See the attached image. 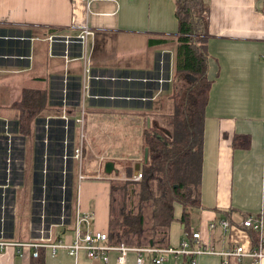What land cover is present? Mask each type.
Returning <instances> with one entry per match:
<instances>
[{
	"label": "crops",
	"instance_id": "obj_1",
	"mask_svg": "<svg viewBox=\"0 0 264 264\" xmlns=\"http://www.w3.org/2000/svg\"><path fill=\"white\" fill-rule=\"evenodd\" d=\"M88 2L87 5L84 0H0V39L20 41L12 43L14 50L0 51V57L4 59L0 63V72H4L0 77L14 76L12 84L19 88L20 94L26 86L48 90L49 79L54 74L63 75L65 79L68 75L80 76L82 101L87 110L85 118L88 113L89 120L93 122L111 120L116 116L134 120L144 118L145 114L152 112L156 97L166 96L177 78L192 81L186 77L189 74H181L173 80L178 35L175 0ZM204 3L208 20L206 75L211 85L204 114L200 206L191 210L188 222L184 224L179 220L181 206L175 205L176 219L170 227L168 246H177L188 232L194 230L199 231L202 240L216 251H224L237 244L249 248L254 245L256 234L243 228L242 220L248 215L260 214L264 230V0H204ZM84 28L92 34L82 46L81 57L54 54V47L60 42L51 38H74ZM19 30L29 31V37L8 36ZM26 46L28 55H25L26 50L12 55V51L17 54ZM157 56L161 69L163 60L168 57L170 81H153L157 88L146 107L123 106L116 101L110 105L96 102L91 97L93 78L88 82L89 89H83L86 65H89L91 75L100 78L113 76L106 71L153 72ZM116 79L121 78L116 76ZM111 93L115 94V91ZM114 97L110 96L111 99ZM10 114L13 113L8 110L0 117L7 119ZM107 114L110 116H105ZM73 115L74 118L78 115V109ZM92 125L95 124L90 121L86 124L87 141L90 131H94ZM94 132L104 137L107 134V130ZM20 149L26 152V146ZM108 154L105 152L107 160L116 156L115 153ZM115 160L121 159L116 157ZM117 161L114 162L115 168L118 167ZM99 176L84 178L75 191L74 203L79 210L94 215L90 222L80 224L82 231L108 232L109 190L113 178ZM32 190L33 186L21 197L23 203L28 202L24 205L28 210V232L17 231L14 223L12 235L3 238L4 241L24 243L37 237L33 226ZM40 198L38 195L37 199ZM14 200L16 215L21 207L23 212V205L17 201V194ZM222 219L230 223L226 232L217 223ZM211 222L217 223L213 230L209 229ZM74 226L72 216L70 224L54 226L52 234L60 233L56 240L71 242ZM32 252L33 249L21 251L15 245L9 246L0 251V264H117L115 251L109 253L107 262L89 259L84 252L73 257L65 249H58L53 255L49 248H40L37 257ZM194 258L195 264H251L246 257L240 262L229 257L227 263L222 256L215 254H200ZM125 264H137L136 254L129 252ZM143 264L155 263L147 258ZM158 264L193 263L190 256L180 255Z\"/></svg>",
	"mask_w": 264,
	"mask_h": 264
},
{
	"label": "trees",
	"instance_id": "obj_2",
	"mask_svg": "<svg viewBox=\"0 0 264 264\" xmlns=\"http://www.w3.org/2000/svg\"><path fill=\"white\" fill-rule=\"evenodd\" d=\"M175 6L178 35L174 50L173 77L189 74L194 79L186 82L181 93H173L171 109L165 114L162 123L154 120L152 125H146L142 129L141 144L143 149L148 150V154L146 162H143V158L141 160V179L137 181L133 179L135 164L127 161L122 166L120 164L124 177L110 180L107 234L111 244L147 247L150 246L151 241L154 247H166L171 224L176 219L175 205L181 206L179 220L184 224H187L191 210L200 206L204 114L211 85L206 75L207 7L204 0H175ZM12 33L14 34L8 36L29 37V31L19 30ZM19 42L14 39H0V51L5 49L8 52V48L14 50L12 43ZM59 42L54 47V54L81 57V44L74 41L66 45L61 38ZM24 43L27 42L24 41ZM26 49L27 46L20 52L17 51V54H15L16 51H12V55H19L18 53H23ZM167 58L166 56L163 60L164 66L161 69L160 59L157 56L153 72L116 70L106 71L115 77L114 80L93 78L91 95L97 96L93 99L104 105H110L116 101L118 105L146 107L150 103L149 97H152L157 88V84L153 81L160 76L170 78V65ZM2 62L4 59L0 57V63ZM116 76L121 79L117 80ZM112 90L115 94L111 93ZM64 95L68 104L70 129L67 151L70 152L77 141V128L73 123V114L82 100L80 76L68 75L65 79L63 75L54 74L49 79V87L46 91L38 87H24L19 99L15 100L12 106L17 112V118L8 119V131L4 130V119H0V231L3 232L4 239L12 235L14 227V216L3 209L7 202L6 195L9 191L15 193L16 188L13 186L15 183L22 185L24 174V170L18 171L15 165L12 168L10 166L9 186L2 190L7 179L8 167L5 162L7 151L10 148L13 157L21 155L25 158L21 149L16 148L15 144L9 147L4 139L10 135L11 138H20L26 143V137L32 136L37 122L42 126L47 121L48 131L46 146L43 143L39 146L32 145V196L35 200L36 196L40 195L42 186H45L42 192L46 201V222H58L62 196L59 189L60 173L66 150L64 147L66 134L63 129L64 120L59 115H43L47 108L61 109ZM110 96L115 97L111 99ZM35 139L41 141L42 133L37 134L35 130L33 140ZM44 161L47 172L45 178L42 173ZM44 180L45 184H43ZM65 181L67 182L66 206L70 208L66 224H70L76 191L73 170Z\"/></svg>",
	"mask_w": 264,
	"mask_h": 264
},
{
	"label": "built area",
	"instance_id": "obj_3",
	"mask_svg": "<svg viewBox=\"0 0 264 264\" xmlns=\"http://www.w3.org/2000/svg\"><path fill=\"white\" fill-rule=\"evenodd\" d=\"M86 4L88 5V0H84ZM92 32L88 30L87 28H84L80 35L75 37L76 39H71V37L66 36L63 37L62 40L65 44L71 43L76 41L77 43L81 44V46H84L86 44L87 37L91 35ZM62 37V36H61ZM54 42L58 41V37L51 38ZM84 82H83V88L84 90H88V82L90 78H100L98 76L91 75V69L89 65H86L84 67ZM146 81V79H143ZM160 83L163 82V79H156ZM170 81V78L167 79L166 82ZM144 99V98H143ZM66 100L65 98L62 99V114L59 115L60 118H62L65 121V138H64V145L67 146L68 144V132L70 128V124L68 121L69 116L66 113ZM84 117H85V107L83 104V101L81 100V103L78 108V115L73 118V123L75 124L77 128V141L73 147V153L71 157L74 159L76 164V181L77 186L80 181L84 180V178L88 176L97 177L99 175H86L85 173H82V161H83V149H84V142H85V129H84ZM4 119V129L5 131H8V125L9 122L5 118ZM47 128V126L45 127ZM4 141L7 142V145L9 147L13 142H15V147L20 149L23 147V142L19 139H13L10 135L4 139ZM44 144H47V139H44ZM70 156L65 154L63 155V160H67ZM23 156H15L13 157V153L10 150V148L7 151V158L5 159L6 165L8 169L7 172V179L6 184L2 186V190L4 191L9 186V176H10V162L13 161L17 166H19L20 162L22 163ZM65 175V172H64ZM142 177L140 170L137 172V174H134L133 179L134 180H140ZM66 181L64 180L62 184L60 185V189L63 192V197H65L66 192ZM15 188H17V184L13 185ZM4 195V193H3ZM9 194L6 195L7 202L6 205L3 206V209H6V211L11 212L14 211L15 213V207H14V200L12 202V205L9 204ZM65 199L61 201V213L58 218L57 223H49L46 222V217L44 213H41L39 215L40 223L36 224L35 232L37 234V237L32 239L31 241L24 242V243H10L7 241H4L2 236L3 232L0 231V251L7 249L9 246L15 245L20 248V250L24 249H33L32 255L34 257L38 256V251L40 248H49L51 251V254L55 255L56 251L58 249H65L66 252L73 256L77 257L80 252H84L85 255L89 259L93 260H102L104 262L108 261L109 253L111 251L117 252L116 256V263L117 264H125L126 258L129 254V252H133L136 254V263L137 264H143L145 263L146 259H150L152 263L158 264L160 262H163L164 260H167L170 257H177L180 255H187L191 257V262L193 264L196 263L195 256L200 254H215L222 256L224 258V262L227 263V259L229 257H234L237 261H241L242 258L246 257L249 258L251 264H262V261L264 260V230L262 227V216L260 214L258 215H248L246 216L242 222L241 225L245 229L253 230L256 234L255 237V243L253 246L246 248L242 244H237L230 249L224 251H216L214 247L208 243H205L202 240L201 233L199 231H191L188 232L186 236H184L179 244L177 246H166V247H154V246H147V247H131L126 246L124 244L116 245L109 243V238L107 232L102 231H82L80 224L81 223H88L91 220H93L94 215L93 213H83L79 210L77 204L73 206V219H74V238L71 242H63L61 240H56V235L52 234V228L55 226H64L68 225L66 224V220L68 218V215L70 213V210L67 214L66 207H65ZM72 212V210H71ZM218 225L221 226L223 231H227L230 227V223L226 219L219 220L217 222ZM216 222H211L209 224V229L213 230L216 225Z\"/></svg>",
	"mask_w": 264,
	"mask_h": 264
},
{
	"label": "rangeland",
	"instance_id": "obj_4",
	"mask_svg": "<svg viewBox=\"0 0 264 264\" xmlns=\"http://www.w3.org/2000/svg\"><path fill=\"white\" fill-rule=\"evenodd\" d=\"M2 73L4 72H0V75H3ZM13 77L14 76L2 77V78L0 77V110H1L0 116H2V114L4 113L7 114L8 110H11V112L13 113V114L8 115L10 118H7V119L17 118V112L12 108V106L15 100L19 98L20 94H19V88L12 84V82L14 81ZM101 77L108 78L107 75L101 76ZM177 77L178 76L173 77V80ZM162 79L165 80V78H162ZM186 82H187V79L185 78H177L166 96L156 97L155 100L157 101L153 102L152 112L145 114L144 118H139V119L134 120V119L121 118V117L119 118L116 116V118H113L111 120L98 119L99 120L98 122H93L89 120L90 115L88 113H87V119L85 118L86 112H87V110L85 109L84 129H87L86 124L90 121L91 124L92 123L95 124V125H92L93 126L92 128L94 129V131H102V130L106 131L107 130V134L104 137L102 135H98L96 132L91 130L90 133L88 134V141H87L86 140L87 130L85 131V142H84L85 149L83 150V161H82V166H81L82 173H85L86 175H100L101 177L110 176L111 178H113L111 180H114L117 177L123 178L124 175L121 172L123 168L119 166V163L121 164V166L122 164L127 163V161L130 164H136L138 162H141L143 158L144 149L141 144L143 126L148 125L147 121H150L149 125H152L154 120L158 121L159 123L163 122L164 116H166L165 114L169 113L171 109V105H172L171 96H173V93L174 94L181 93L183 91L184 86H186L187 84ZM91 97L97 98V96H92V95ZM63 98H65L66 100L65 95L63 96ZM60 108L61 109L47 108L46 110H44L43 116H46L47 114L53 115V116L61 115L62 106ZM66 113L69 116L68 106L66 107ZM150 115L152 118L149 117ZM105 116H110V115L107 114ZM102 125L104 127H102ZM42 126L37 122L32 136L26 137L25 139L26 152H24V154H25V159H26L25 161L26 168L23 174L22 185L21 184L17 185L16 192H15V194H17V201L20 203V205H23V212H22V207L18 209V211L16 212L17 214L15 215L14 223H16L15 226L17 228V231L21 230L22 233L28 232L27 226H26L28 210H26V206H24V205H27L28 202H26V204L25 202L23 203L21 201V197L23 198L24 195L26 194V191L29 192L32 187L31 185L32 167H33V149H32L33 147L32 145H33V138H34L35 130L37 131L36 132L37 134L42 133V139L40 140L44 141L45 138L47 139L48 128H45L44 129L45 132H43V130H40V128L42 129ZM104 149H106L105 150L106 155L108 153L110 154L113 153L114 155L115 153L116 155L115 158L113 160H107L106 159L107 156L105 155ZM109 151H113V152H109ZM116 157L120 158L121 160L120 161L115 160ZM128 159H137V160L129 161ZM107 161H113L115 163L117 161L118 167H119V168L116 167V169H118L117 175H115L114 173L111 175H107L104 172L103 166H104V163ZM74 180H75L74 189L76 190L77 189L76 164H74ZM27 198L29 199V196ZM36 199H37V196H36ZM44 200H45V197H44ZM74 204L75 203H73V206ZM73 206H72V210H73ZM55 235L60 237L61 234L56 233Z\"/></svg>",
	"mask_w": 264,
	"mask_h": 264
},
{
	"label": "flooded vegetation",
	"instance_id": "obj_5",
	"mask_svg": "<svg viewBox=\"0 0 264 264\" xmlns=\"http://www.w3.org/2000/svg\"><path fill=\"white\" fill-rule=\"evenodd\" d=\"M8 120V119H7ZM65 121H64V124H63V129H64V127H65ZM47 126V128H48V124H47V121H45V123L43 124V126H42V129L40 128V130H43V132H45L44 131V129H45V127ZM37 132V131H36ZM19 140H22V142H23V139H20V138H18ZM40 143H43V145H45L44 144V142L41 140V141H39V140H37V139H35V140H33V145L34 144H37L38 146H39V144ZM12 144H15V142H13ZM26 143H24L23 142V146L25 145ZM46 146V145H45ZM64 147L66 148V150H65V154H67V155H69L70 157L65 161V160H63V165H62V170H61V173H60V176H61V183L64 181V180H66V177H68L69 176V174H71L72 173V170H73V177H74V169H72V168H74L73 167V163H75V161H74V159L71 157V155H72V153H73V147H72V149H70V152L69 151H67V146H65L64 145ZM63 159V158H62ZM20 165L19 166H17L13 161H11L10 162V166H11V168L13 167V165H15L16 167H18L17 168V170L18 171H22V170H24L25 169V158H24V156H23V160H22V163L20 162L19 163ZM9 166V167H10ZM42 173L44 174V178H45V175H46V164H45V161H44V163H43V168H42ZM64 172H65V175H64ZM23 173H24V171H23ZM66 176V177H65ZM16 192V191H15ZM42 190H41V192H40V195L39 196H41L42 195ZM9 204H11L12 205V202H13V200H14V195H15V193L14 192H12V191H9ZM32 195H33V190H32ZM14 204H15V200H14ZM11 213V214H10ZM41 213H44L45 214V210H44V206L40 203V201L39 200H37V199H35L34 200V216H33V222H34V226H36V224L38 223H40V218H39V215H41ZM8 214L9 215H12V216H14L15 217V213H14V211H12L11 210V212H9L8 211Z\"/></svg>",
	"mask_w": 264,
	"mask_h": 264
},
{
	"label": "water",
	"instance_id": "obj_6",
	"mask_svg": "<svg viewBox=\"0 0 264 264\" xmlns=\"http://www.w3.org/2000/svg\"><path fill=\"white\" fill-rule=\"evenodd\" d=\"M60 38V37H59ZM62 40L64 39L63 37L61 38ZM71 39H76L75 37L74 38H71ZM186 77L190 78L193 80L194 78L191 76V75H186ZM150 121H147V124L149 125ZM147 154H148V150L145 148L144 149V152H143V162H146L147 160ZM140 167H141V162H138L134 165V174H137V172L140 170ZM103 170L104 172L108 175L110 173H112L114 171V173L117 175L118 174V169H116L114 167V162L113 161H107L104 163V166H103ZM153 243L150 241V246H152Z\"/></svg>",
	"mask_w": 264,
	"mask_h": 264
},
{
	"label": "bare ground",
	"instance_id": "obj_7",
	"mask_svg": "<svg viewBox=\"0 0 264 264\" xmlns=\"http://www.w3.org/2000/svg\"><path fill=\"white\" fill-rule=\"evenodd\" d=\"M108 78H110L111 80H114L115 79V77H113V76H108ZM164 82H166L167 81V78H165V80H163ZM66 177V176H65ZM67 179V178H66ZM43 184H45V180L43 181ZM62 184V183H61ZM60 184V185H61ZM60 185H59V189H60ZM65 186H67V182H66V184H65ZM43 191L45 190V186H42V188H41ZM61 190V189H60ZM62 192V191H61ZM44 193H42V197H41V199H37V200H39L40 201V203L44 206V210H45V203H46V201L44 200ZM3 199V198H2ZM65 199V204H66V198L65 197H63V192H62V196H61V201L62 200H64ZM3 201V200H2ZM61 201H60V208L62 209V206H61ZM65 207H66V211H67V214H68V212H69V210H70V208H68L66 205H65ZM60 209V210H61ZM7 212V211H6ZM60 213H61V211H60ZM11 214V213H10ZM57 216V215H56ZM47 218V217H46ZM54 218V217H53ZM57 218V217H56ZM58 220V219H57ZM50 221V220H49Z\"/></svg>",
	"mask_w": 264,
	"mask_h": 264
}]
</instances>
